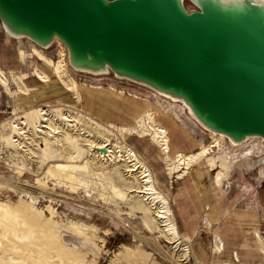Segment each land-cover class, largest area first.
Returning <instances> with one entry per match:
<instances>
[{
	"label": "rangeland",
	"instance_id": "374dc122",
	"mask_svg": "<svg viewBox=\"0 0 264 264\" xmlns=\"http://www.w3.org/2000/svg\"><path fill=\"white\" fill-rule=\"evenodd\" d=\"M184 5L188 10L196 8L191 0H184ZM2 29L0 22V42L5 40ZM6 40L11 43H0V60L5 62L2 66L7 72L9 87L8 90L0 84V264H264V178L258 181L257 170H245L242 166L252 144H257L260 151L256 153L263 156L262 140H249L231 149L224 136H210L195 125L180 103L159 94L160 97L134 81L118 79L111 71L94 75L75 72L67 65L85 95L82 110L97 124L107 128V122L116 127L125 121L113 116L110 119L114 105L102 109L94 97L98 105L93 112L89 99L92 93L85 89L120 95L106 92L105 100H113L116 110L127 103L130 107L123 109L125 112L134 107L143 111L144 102L152 104L151 111L156 112V119L167 129L173 153L194 152L200 144L207 146L206 155L194 159L181 178L176 177L180 173H175L170 190L163 192L179 233L178 241H174L162 230L150 203L129 192V186L140 185V181L134 180L139 175L129 176L122 161L113 164L96 159L85 150L79 153L63 139V145L56 151L54 146L43 148L38 143L44 134L28 129L25 137L17 134L13 124L20 123L28 108L71 104L70 94L59 80L52 78L51 82L42 84L35 76V70L38 66L42 68L43 63L36 51L54 62L62 56L67 60V52L61 41L62 49L57 41L42 49L25 37ZM16 51L23 52L21 58L16 56ZM25 85L28 94H20V86ZM175 117L179 123L172 127ZM95 122L94 138L89 139L97 144L99 140L95 137L99 132L113 143L116 132L112 129L108 132ZM48 123L65 129L61 119ZM83 127L91 131L89 124ZM66 131L77 137L73 130ZM16 138L20 139L13 141ZM79 146H82L81 140H78ZM89 162L94 163V168L101 169L102 165V171L91 168ZM114 168L116 172L112 175L110 171ZM194 169L199 170L198 181L202 185L218 197H224L230 207L234 202L233 209L243 210L236 211V215L254 218L247 225L240 219L237 223H226L238 229L235 239L228 238L225 226L219 228L221 220H209V207L200 209L193 204L190 209H182L184 204L179 197L185 193V177ZM217 171L222 172V177L215 184ZM246 181L249 187L244 186ZM202 213L205 215L201 216ZM185 215L195 219L193 228L183 221ZM215 235L223 242L219 253L215 249ZM235 252L240 262L236 261Z\"/></svg>",
	"mask_w": 264,
	"mask_h": 264
},
{
	"label": "water",
	"instance_id": "95a60500",
	"mask_svg": "<svg viewBox=\"0 0 264 264\" xmlns=\"http://www.w3.org/2000/svg\"><path fill=\"white\" fill-rule=\"evenodd\" d=\"M183 1L0 0V22L39 47L58 39L75 70L182 100L234 143L264 140V1Z\"/></svg>",
	"mask_w": 264,
	"mask_h": 264
},
{
	"label": "bare ground",
	"instance_id": "6f19581e",
	"mask_svg": "<svg viewBox=\"0 0 264 264\" xmlns=\"http://www.w3.org/2000/svg\"><path fill=\"white\" fill-rule=\"evenodd\" d=\"M259 1H264V0H259ZM3 34L5 35V37L13 40H20L24 38V37L11 36L8 33H6L4 30H3ZM55 41H57V43L61 45V49H62L63 44L58 39H55ZM40 48L45 49L46 47H40ZM36 54H38L39 58L43 61V63H41L42 68L38 66V68L35 70V76L37 80L42 82V84H45L46 82H51L52 78H56L61 82V84L65 86L66 90L70 94V98L72 102L71 104L70 103L62 104L64 107L54 106L53 108V107H49L48 105H43L36 108L35 107L28 108L27 112H24V116L21 117L22 120L20 121V123L13 124L14 129L18 130L17 134L19 136L25 137L24 132L26 129H28L30 131H34V133H42V135L44 134L38 143L39 146L43 148H52L54 146V149L56 151V149L58 150L59 146L63 145L61 141V139H63L70 146H74L79 153H82L85 150L89 152L92 157L113 164L122 161L124 167H127L125 168V171L129 173V176L135 174L139 175L138 178L134 177V180L140 181V185L138 186L136 185L135 187L129 186L128 187L130 188L129 192H133L135 196H142L144 198V201L150 203L152 208L155 210V214H156L155 217L160 221L161 226H163L162 230L166 234H168L171 239H173L174 241H178L179 233L171 219V210L169 208L168 201L165 195L163 194V192H168L170 190L172 178L174 177L175 173L176 174L180 173L177 174L178 176L176 177L178 179L181 178L185 173H187V169L189 168V166L191 165L194 159H196L200 155H206L207 146H202L203 144L202 145L200 144L198 150L194 152L182 153L177 151L173 153L171 151L172 149L170 146V138L167 129L161 123L158 122V120L156 119V112L151 111L153 110L152 108L153 105L147 102H144L143 104V109H142L143 111L141 110L138 111V108L134 107L132 109H129L128 112L127 111L125 112L121 107L117 108L116 110V108L112 106L114 108L111 109L110 119L113 116L116 120L117 118L119 120H124L125 123L120 124V126L114 127L113 123L107 122L108 125H106L107 128H105L97 124L94 120H92L93 119L92 117L86 115L85 114L86 112L82 110L84 109L83 101L85 95L82 93L81 87H79L78 83L72 77L71 75L72 73L68 70L69 69L68 66L70 67L71 70L75 72L76 71L80 72V71L73 69L67 62L66 58H64V56H62V58L57 62H54L49 58L43 56L38 51H36ZM22 55H23L22 51H16V56L18 58H21ZM3 64H5L4 60H0V84H2V86L5 89L9 90L7 72L5 71V69H3L4 68L2 66ZM106 73H110V71L100 72L99 74H106ZM116 78L130 81L126 78H120V77H116ZM136 84L144 86L154 91V93L156 92L158 93V95L160 94L161 96L167 98L170 101L180 103L184 107L185 109L184 111L187 113V115L195 122V125H197L198 127L202 128L203 130L211 134L210 136H215L220 138L224 136L229 145L228 147L231 149L235 148L240 144H244L249 140H255V139L262 140L264 144V140L260 137H249L245 141H242L240 143H234L230 139H228V137H226L225 135L208 130L204 126H202L191 115L187 105L182 100L173 98L169 95L156 91L146 85L140 83H136ZM28 90L29 89L26 87V85L20 86L19 93L26 95L28 94ZM89 99L91 100L90 101L91 103H94L93 97H90ZM102 102L104 103V105H102L100 101V107L102 109H105L106 106H109L111 101L102 99ZM141 112H143V114L140 117H138L139 115L137 116V114ZM72 113H74L76 117H74ZM136 118L137 121H135ZM60 119L64 121L63 124L65 127L64 130H60L54 124L48 123L49 121L60 120ZM172 119H173V124H171V126L173 127L179 123V118L175 117ZM94 122L96 126L98 127L100 126L101 128L107 130L108 132H110V129L114 130V133L116 132L115 133L116 140L113 143L108 142L109 139L99 132H96L98 136L95 137L96 139L99 140L97 144L93 140L89 139L92 137L94 138V134L92 133ZM88 124L91 127V131L84 129L83 127V125H88ZM125 126H127L128 128ZM76 128L83 130V132L77 133ZM68 129L73 130V133H76L77 137H73V134H69L66 131ZM82 135H84L85 138ZM185 135H187V132L186 134H184V137ZM19 139L20 138L18 139L16 138L13 141H18ZM78 140H81L82 146L78 147ZM214 141H216V139ZM83 146L86 147L84 148ZM258 151L260 150L257 144L256 143L252 144V146L247 149L248 154L245 156V162H242V166L245 170H251V171L257 170L256 179L260 181L261 179L264 178V164L263 165L256 164V158L262 155L256 153ZM148 157L153 161L148 159ZM89 166L91 168H94V163L89 162ZM242 166L241 163H239L240 170H242L241 169ZM100 167L101 169L103 168L102 165ZM115 168L111 170L112 172L110 171L111 174L113 172L115 174L116 172ZM94 169L102 171L100 168H94ZM160 175L162 176V178L160 177ZM221 177H222V172L217 171L214 176L213 182H215V184L220 183ZM244 186L249 187L250 183L246 181ZM138 207L143 209L142 206H138ZM144 219H146V217ZM256 236L259 239L260 235L258 234V232H256ZM214 240H215L216 252L219 253L223 249V242L221 238L217 235H215ZM5 251L6 249L3 250V252ZM234 255L237 259L236 261H239L237 252H235Z\"/></svg>",
	"mask_w": 264,
	"mask_h": 264
},
{
	"label": "crops",
	"instance_id": "0c3cea01",
	"mask_svg": "<svg viewBox=\"0 0 264 264\" xmlns=\"http://www.w3.org/2000/svg\"><path fill=\"white\" fill-rule=\"evenodd\" d=\"M2 30H4V29H2ZM4 37H5V35H4ZM6 39L7 38L5 37V40L0 42V43H11V42H8ZM32 85H35V83L32 82ZM85 90H86V92L92 93L91 97H94L96 102H98V101L100 102L101 101L102 105H104V103L102 102V99L103 98L105 99L107 93L116 94L115 92H112V91H100V92L98 91V92H94V91L89 90V89H85ZM116 95L120 96L118 94H116ZM110 104H113L114 107L117 106V104L115 102H113V100L110 102ZM126 104H123L124 106L122 105V108L125 109V110L128 108V106L130 107V104H128V105H126ZM96 105H98V104H96ZM96 105H95V103H93V105H91V107L93 106L92 107L93 112H95L94 108L97 107ZM172 137L175 138L176 136L174 134H172ZM198 172H199V170H195L194 169L192 172H190L185 177V181H184L185 186H186L185 193L182 194V196L179 197L183 201V204H184V205H182V209L183 208L190 209L191 205H193V204L197 208H200V209H202V207H204V206L205 207L206 206L209 207V210L207 211V213L210 214L208 216L209 220L210 221L221 220V226L219 228L221 229V227L225 226L228 229V234H229L228 238L229 239L230 238L231 239H233V238L235 239V233L238 231V229H234L233 225L226 224V223L227 222H229V223L230 222L237 223V220L240 219L242 224H246L247 225L248 223L251 222V219L253 220L254 218H252L250 216L247 219H245V217L243 219V217H240L238 214L236 215V213H235L236 211H243V210L233 209L235 207L234 206V202H233L232 207H230L231 204L227 200H225L224 197H218V195L212 193L207 188V186L202 185L198 181ZM254 206L255 205H253V207ZM230 209H231V211H230ZM204 215L205 214H203V213L201 214V216H204ZM182 218H183V221L187 222L186 224H190L192 226V228H193L195 219H193L192 217L189 218V217H187V215H185L184 217L182 216ZM242 224H237V225L241 226ZM240 228H242V227H240ZM217 232H220V234H222L221 231H217ZM222 235H223L224 239H227V237H225L224 234H222Z\"/></svg>",
	"mask_w": 264,
	"mask_h": 264
}]
</instances>
